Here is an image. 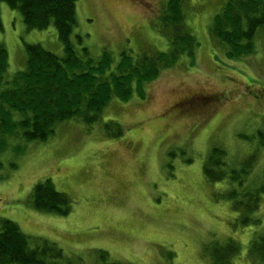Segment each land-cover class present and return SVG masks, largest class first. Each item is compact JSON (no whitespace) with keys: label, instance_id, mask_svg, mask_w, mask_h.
<instances>
[{"label":"rangeland","instance_id":"374dc122","mask_svg":"<svg viewBox=\"0 0 264 264\" xmlns=\"http://www.w3.org/2000/svg\"><path fill=\"white\" fill-rule=\"evenodd\" d=\"M226 1L183 0L186 28L199 42L195 58L192 63L183 54L163 69L145 86V98L113 97L94 123L66 119L46 141L7 135L0 217L16 223L31 245L47 241L61 248L62 264H212L209 243L229 239L240 246L232 264H251L249 242L264 235V195L254 214L260 222L242 226L224 196L237 184L209 181L203 171L211 149L220 147L227 171L255 154L245 185L264 183L258 135L264 132V26L255 33L253 54L227 58L210 32ZM166 2L76 0L74 47H87L93 59L107 50L114 63L122 52L166 51L168 39L157 25ZM0 42L8 51L0 90L25 68L26 44L63 55L53 22L28 29L21 12L4 1ZM191 96L212 98L211 106L183 107ZM109 121L114 124L107 129ZM46 179L70 199L68 215L34 208L31 191Z\"/></svg>","mask_w":264,"mask_h":264},{"label":"trees","instance_id":"16d2710c","mask_svg":"<svg viewBox=\"0 0 264 264\" xmlns=\"http://www.w3.org/2000/svg\"><path fill=\"white\" fill-rule=\"evenodd\" d=\"M1 1L21 12L28 29L47 28L53 22L63 55L45 50L40 44L25 45V68L0 90V152L7 147V135L25 141H46L54 133L55 125L66 119L94 123L113 97L123 102L134 94L145 98V86L181 55H187L193 63L199 45L186 28L183 0H167L158 17L159 31L169 43L166 51L144 52L136 57L122 52L115 63L107 50L93 59L87 47H81L80 52L74 47L71 34L76 24V0ZM262 26L264 0H227L214 15L210 32L225 47L227 58L239 59L254 53L255 33ZM7 66L8 51L0 42V75ZM113 124L109 121L105 127L109 129ZM258 135L264 146V132L259 131ZM226 156L224 149L213 147L204 162V174L209 181L229 179L236 183L237 187L224 191V196L231 201L240 225H256L260 219L254 214L262 203L264 183L256 187L245 185L255 154L245 159L240 169L228 171ZM31 198L38 211L60 216L70 213V199L48 179L33 187ZM33 243L16 223L0 217V264H62L61 248L47 241ZM211 244L207 253L212 264H232L240 252L233 239ZM247 256L251 264H264V235L250 240Z\"/></svg>","mask_w":264,"mask_h":264},{"label":"flooded vegetation","instance_id":"af4514ba","mask_svg":"<svg viewBox=\"0 0 264 264\" xmlns=\"http://www.w3.org/2000/svg\"><path fill=\"white\" fill-rule=\"evenodd\" d=\"M203 97H197V96H191L183 100L182 104L183 107L186 104V107L191 111H196V109L204 108V107H210L211 105H207L212 98H206L202 100ZM185 102V103H184ZM191 106V107H190Z\"/></svg>","mask_w":264,"mask_h":264}]
</instances>
